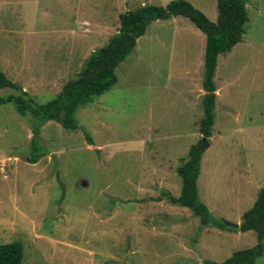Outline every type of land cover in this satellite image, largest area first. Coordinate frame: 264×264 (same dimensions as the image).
<instances>
[{
    "label": "rangeland",
    "instance_id": "1",
    "mask_svg": "<svg viewBox=\"0 0 264 264\" xmlns=\"http://www.w3.org/2000/svg\"><path fill=\"white\" fill-rule=\"evenodd\" d=\"M172 1L0 0V73L45 105L118 32L121 14ZM184 1L218 21L217 0ZM247 10L243 43L218 59L198 179L212 216L236 224L264 188V0H247ZM206 41L187 18L152 22L115 86L77 111L80 129L49 122L38 152L31 114L1 104L0 245L21 242L23 264H222L255 248V232L204 227L164 197L181 195L177 169L202 139ZM9 95L21 93L0 88V99Z\"/></svg>",
    "mask_w": 264,
    "mask_h": 264
},
{
    "label": "trees",
    "instance_id": "2",
    "mask_svg": "<svg viewBox=\"0 0 264 264\" xmlns=\"http://www.w3.org/2000/svg\"><path fill=\"white\" fill-rule=\"evenodd\" d=\"M246 4L247 0H217L216 23L211 22L202 12L184 0L172 1L165 7L144 5L136 11L123 13L119 16L118 33L104 47L91 54L77 78L69 81L53 101L45 105L35 104L32 100L27 102L24 99V96L28 97L27 92L0 73L1 89L9 88L21 93L19 96L9 95L1 98L0 105L12 103L22 116L31 114L34 119L31 143L34 152H38L41 130L49 122L59 123L71 131L80 129L76 120L77 111L115 86L118 82L117 67L135 50L138 40L145 35L152 22L176 17L189 19L207 39L203 81L206 95L203 99L204 117L200 126L202 139L190 148L188 160L177 169L183 180L181 195L175 198L169 193H164V197L174 205L190 209L204 227L232 233L255 232V248L235 252L222 264H256L264 255V188L260 190L254 206L245 212L240 224L214 218L207 206L200 201L198 193L203 154L210 147L209 139L213 135L215 122L214 110L218 94L216 95L214 77L217 60L220 55L231 52L243 42L249 23ZM87 137L88 143L93 145L92 138L88 134ZM204 139H207L205 143ZM37 159L33 158L32 161ZM23 260L24 246L21 242L0 245V264H23Z\"/></svg>",
    "mask_w": 264,
    "mask_h": 264
},
{
    "label": "crops",
    "instance_id": "3",
    "mask_svg": "<svg viewBox=\"0 0 264 264\" xmlns=\"http://www.w3.org/2000/svg\"><path fill=\"white\" fill-rule=\"evenodd\" d=\"M144 6V4H142V6L141 7H143ZM140 7V8H141ZM246 7H247V4H246ZM85 21V20H84ZM104 30H106L105 29V27H101L100 29H99V32H101V33H103L104 32ZM101 33H97V35H100ZM118 33V32H117ZM97 35H95V37H97ZM243 40H244V38H243ZM243 43V42H242ZM242 43H240V44H238L237 46H235L233 49H236L239 45H241ZM233 49H232V51H233ZM231 51V52H232ZM230 53V52H229ZM228 54V53H227ZM225 55V54H224ZM221 56V55H220ZM219 56V57H220ZM219 57H218V59H219ZM220 60V59H219ZM217 65H218V60H217ZM216 72H217V68H216ZM216 72H215V75H216ZM214 80H215V77H214ZM216 88H217V86H216ZM219 92H220V90L217 88V90H216V95L217 94H219ZM217 97H218V95H217ZM217 101V100H216ZM169 170H167L166 171V169H164L163 168V165H160V167H159V172H160V182L162 183V185H163V187H172V177L170 176V175H172L170 172H168ZM242 222V221H241Z\"/></svg>",
    "mask_w": 264,
    "mask_h": 264
},
{
    "label": "water",
    "instance_id": "4",
    "mask_svg": "<svg viewBox=\"0 0 264 264\" xmlns=\"http://www.w3.org/2000/svg\"><path fill=\"white\" fill-rule=\"evenodd\" d=\"M207 141V139H204V143Z\"/></svg>",
    "mask_w": 264,
    "mask_h": 264
}]
</instances>
